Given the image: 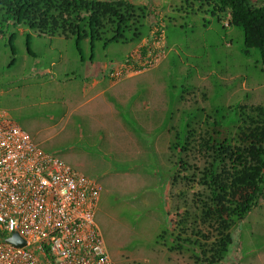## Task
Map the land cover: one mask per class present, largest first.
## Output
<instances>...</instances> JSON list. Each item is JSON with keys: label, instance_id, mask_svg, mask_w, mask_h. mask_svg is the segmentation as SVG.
I'll return each mask as SVG.
<instances>
[{"label": "trees", "instance_id": "obj_1", "mask_svg": "<svg viewBox=\"0 0 264 264\" xmlns=\"http://www.w3.org/2000/svg\"><path fill=\"white\" fill-rule=\"evenodd\" d=\"M161 11L152 25L149 5L130 0H0V40L8 38L16 55L23 34L27 54L37 58L34 35L73 39L83 63L86 45L91 62L100 45L139 47L138 60L130 53L117 60L137 71L161 50L179 55L172 64L182 78L167 82L163 127L172 185L189 186L178 189L177 220L172 229H160L155 244L191 264H228L236 231L264 198V102L235 105L241 97L235 90L244 84L235 76L243 69L216 52L231 45L228 36L238 39L264 76V0H163ZM144 40L150 44L141 45ZM157 41L165 46L154 47ZM218 83L235 88L218 97ZM188 192L189 203L183 199Z\"/></svg>", "mask_w": 264, "mask_h": 264}, {"label": "rangeland", "instance_id": "obj_2", "mask_svg": "<svg viewBox=\"0 0 264 264\" xmlns=\"http://www.w3.org/2000/svg\"><path fill=\"white\" fill-rule=\"evenodd\" d=\"M130 1L149 5L154 13L150 17L152 25L157 21L156 15H163V0ZM21 31L23 33L25 30ZM40 37L34 35L31 42L37 58L27 54L26 37L23 34L17 37L16 55L11 52L8 38L0 40V110L27 131L36 143L38 140H46L50 136L47 135L49 132L57 133V138H51L44 145L42 143L41 148L62 158L78 174L101 184L103 193L96 209V223L102 231L114 264H191L187 257L169 253L155 244L160 229L165 224L172 229L177 220L174 213L181 203V199L177 197L178 189L189 186L184 183L172 185L173 172L168 160V129L164 126L147 133V125L143 121L149 122L151 118L148 119L144 112L132 113L130 106L126 105L122 109L123 119L136 131V138L149 154L147 158L142 159L141 156L139 161L133 162L130 158L128 161L111 158L103 151L98 140L83 136L85 123L81 120L75 119L77 124L68 126L64 133H61L63 127L60 126L63 122L56 125L71 105L80 99L85 79L89 77L104 78L108 84L111 80H123L128 84L138 80L134 86L137 91L132 102L140 101L142 111L147 99L146 90L150 89L148 84L157 88L154 93L159 97L160 104L164 98L167 102V82L172 79L171 76L182 78L181 74L176 75L177 68L175 70L172 64L179 61V55L175 52H169L168 55L161 50L149 65L140 62L139 65L143 68L137 71L133 65L117 60L129 53L138 60L139 47L131 51L129 46L113 44L104 50L100 45L96 51V61L91 62L90 47L86 45V62L83 63L73 39ZM227 40L231 45L219 47L216 53L227 57L228 62L235 61L234 64H238L240 70L243 69L235 76L244 81V84L236 86L235 93L239 92L241 97L234 100L235 105L264 102V80H258L264 78L261 65L255 69V59L242 54V41L231 40L229 36ZM146 44L150 42L144 40L141 43ZM153 46L161 49L165 43L157 41ZM210 56L213 58L212 50ZM13 59L15 62L12 65ZM235 77L231 76L230 81L235 80ZM202 86L212 90L205 78H202ZM233 87L234 85L224 86L218 83V97L223 96L228 89L235 88ZM222 105L223 100L219 99L218 106ZM164 120L160 119V124ZM41 125L43 134L42 139H39L35 137V131L41 130ZM68 132H71L70 135L65 137ZM156 151L159 160L155 156ZM109 161V167H102L106 162L109 164ZM132 164L145 174L126 181L128 177L125 178L122 174ZM112 172H120L118 174L121 175L114 176ZM191 196L188 192L183 199L189 203ZM227 263L264 264V198L236 231Z\"/></svg>", "mask_w": 264, "mask_h": 264}, {"label": "built area", "instance_id": "obj_3", "mask_svg": "<svg viewBox=\"0 0 264 264\" xmlns=\"http://www.w3.org/2000/svg\"><path fill=\"white\" fill-rule=\"evenodd\" d=\"M101 194L0 110V264H114L96 223ZM14 233L23 247L7 242Z\"/></svg>", "mask_w": 264, "mask_h": 264}, {"label": "crops", "instance_id": "obj_4", "mask_svg": "<svg viewBox=\"0 0 264 264\" xmlns=\"http://www.w3.org/2000/svg\"><path fill=\"white\" fill-rule=\"evenodd\" d=\"M137 82L139 81L136 80L134 83L128 84L123 80H111L108 84L104 78L89 77L85 79V86L83 90L81 89L82 94L80 99L71 105V108L64 114L65 116L59 119L56 125L63 122L60 126L63 127L61 133H64L68 126L77 124L75 119L81 120V122L85 123V125L83 124L84 129L82 135L91 140H98L100 146L104 148L103 151L108 153L107 155L111 156V158H116L117 161H128V158H130V161L133 162L135 160L136 162L139 161V157L141 156L142 159L147 158L149 154L144 151V147H142L139 142L140 140L136 138V131L123 119L122 109L128 105L132 109V113H145L148 119L151 118L149 122L142 120L143 124L147 125V133H149L154 132V128H163L164 122L160 124L159 121L160 119L166 118L167 102L164 98L162 104H160L159 97L154 93L157 88H155L153 84H148L150 89L146 90L147 99L146 102H144V111H142L143 109L140 101L132 102L136 95L137 88L134 86ZM113 100H115L119 106H117ZM158 113L160 114L159 116ZM139 127H141V125H139ZM34 129H37V127H34ZM70 133L71 132H68L65 137H68ZM42 134L43 127L41 125V130L35 131V137L42 139ZM56 134L55 132H53V134L49 132L47 135L50 136H48L46 140H38L39 145L42 146V143L44 145V143H47L51 138H57ZM143 145L145 144L143 143ZM154 153L159 160L158 152L156 151ZM108 165H110V161L109 164L106 162L102 167H109ZM127 169L128 170L124 171V174H122L125 178L128 177L126 181L135 180L136 175L145 174L141 172L138 167L133 166V164ZM118 173L120 172L114 174L112 172L114 176L121 175ZM149 174L151 175L152 173Z\"/></svg>", "mask_w": 264, "mask_h": 264}, {"label": "water", "instance_id": "obj_5", "mask_svg": "<svg viewBox=\"0 0 264 264\" xmlns=\"http://www.w3.org/2000/svg\"><path fill=\"white\" fill-rule=\"evenodd\" d=\"M7 242L18 247H23L25 245V241L18 233H14L10 238L7 239Z\"/></svg>", "mask_w": 264, "mask_h": 264}]
</instances>
